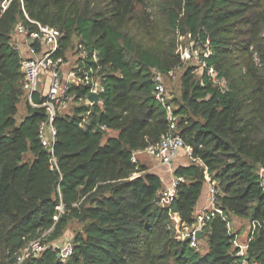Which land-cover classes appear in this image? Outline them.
Masks as SVG:
<instances>
[{
    "label": "trees",
    "instance_id": "1",
    "mask_svg": "<svg viewBox=\"0 0 264 264\" xmlns=\"http://www.w3.org/2000/svg\"><path fill=\"white\" fill-rule=\"evenodd\" d=\"M2 1L1 264L14 263L30 240L50 229L49 242L61 237L73 219L83 227L69 258L50 247L23 264H241L219 214L199 240L207 242L204 252L178 238L170 211L182 224L197 221L206 168L224 214L258 223L247 259L264 264V189L257 173L264 165V0H12L5 10ZM29 18L63 31V58L73 36L80 37L89 69L106 87L102 106L76 103L57 116V166L40 140L45 109L25 97L22 56L12 38L18 23L38 28ZM183 34H191L215 77L206 67L197 78L194 65L181 74L174 119L201 162L175 169L183 180L167 209L156 203L164 178L132 157L170 127L155 96V75L185 64ZM71 90L77 99L88 94L84 86ZM23 99L27 113L18 122ZM33 100L44 98L34 93Z\"/></svg>",
    "mask_w": 264,
    "mask_h": 264
},
{
    "label": "built area",
    "instance_id": "2",
    "mask_svg": "<svg viewBox=\"0 0 264 264\" xmlns=\"http://www.w3.org/2000/svg\"><path fill=\"white\" fill-rule=\"evenodd\" d=\"M12 0H3V10L7 9ZM30 19V18H29ZM31 20V19H30ZM37 24L36 30H29L23 23H18L12 33V38L15 46L18 48L21 56V69L24 74L23 89L27 101L33 106L44 108L47 119L41 123L39 135L44 148L48 149L52 156L51 162L53 166H57V159L54 155V145L57 140L58 128L55 125L57 116L62 113L68 112L72 104H85L93 106L95 104L103 105L102 94L106 87L103 78L100 76L95 77L92 70L89 69L88 63L90 61L89 50L81 42L79 45L80 57L75 61L71 69L64 68L65 57L58 56L61 49L63 39V31L58 27L51 25H43L38 21L31 20ZM23 37L26 44L27 51L22 53L19 45L15 42V38ZM185 37L191 39V34L180 35L179 52L183 62L189 61L192 58H199V53L190 45L183 46L181 40ZM22 48V47H21ZM205 68L208 67L203 62ZM182 66H177L167 72H157L155 75L156 80V99L166 109L167 117L170 120V127L168 131L162 135L161 139L156 143H150L145 149L137 151L133 154V162H137V153L146 152L155 158L158 163L164 167H168L172 171L174 160L178 157L181 151L189 157L190 160L201 162L199 158L193 156V149L187 145L184 138L177 132V121L174 119V106L170 103L168 80L177 79L178 69ZM208 74L215 77V70L212 66L208 67ZM88 87V94L85 97L76 98L72 93L73 87ZM34 93H38L44 98L41 103H35L33 100ZM96 93L99 96L98 101H91L89 95ZM103 129H106L104 126ZM260 184L264 189V165L257 168ZM205 179L208 185L209 205L208 210L197 216V221L192 225L182 224L178 213L170 211V216L175 223L178 238H189L190 244L199 249V238L197 232L204 228L208 222L216 215H221L227 222V229L233 236L232 245L234 246L236 256L239 258L241 264H251L248 259V247L251 241L252 234L258 223L253 222L251 225L250 233L247 239L242 242L239 239L238 233L233 230L231 218L224 214L223 209L217 204L218 202V188L216 180L205 169ZM183 180L182 177H175L169 184L159 192L156 203L163 208L170 209L172 200L177 195V187L179 182ZM62 210V207H60ZM58 219V216L55 217ZM52 229L45 232L42 236L32 239L20 251L17 258L12 264H23L28 258L39 256L47 248L53 247L58 250V255L62 259L69 258L74 252V239L69 238L62 244L49 242L47 235ZM252 264H257L256 262Z\"/></svg>",
    "mask_w": 264,
    "mask_h": 264
},
{
    "label": "rangeland",
    "instance_id": "3",
    "mask_svg": "<svg viewBox=\"0 0 264 264\" xmlns=\"http://www.w3.org/2000/svg\"><path fill=\"white\" fill-rule=\"evenodd\" d=\"M20 38H15V42L19 45L20 49L23 48V37L19 36ZM81 43V38L74 35L73 38H72V41H71V44L66 52V57L64 60V68L66 70H69L72 68V66L74 65L75 61L79 59L80 57V45ZM181 44L183 46H187V45H190V40H189V37H185L181 40ZM21 45H22V48H21ZM23 50V49H22ZM185 64L180 68L178 69V73H177V79H169L168 80V90L170 92V103L175 107V104L173 101H175L176 98H180V95H181V81H180V77H181V74L183 73V71L185 70L186 67L190 66V65H194L196 66V76L197 78H201L202 74L204 73V70H205V66L203 64V62L199 59V58H192L191 60L189 61H185L184 62ZM75 104H72L71 105V109L72 107H74ZM71 109H70V112H71ZM27 113V108H26V100L23 99L21 100L20 104H19V112H18V115H17V121L20 122L26 115ZM109 134L111 135L112 133L109 132ZM184 153V152H183ZM139 158L141 160H146L148 162H150V168L152 171H155L157 173H159V175H161L163 178H164V181L166 182L168 178L171 177V173L175 172L174 170L177 168L178 165L182 164L180 162V159H186L184 160V163L185 164H189L192 160L189 159V157H187L186 154L182 155L180 158L178 157L176 159V162H175V165L172 166V171L170 172H165L166 171V167L162 166L159 164V168L156 169L155 167H153L151 164H153L154 162V158L146 153V152H143L141 153L140 155H138ZM186 161V162H185ZM162 168H164V171L161 170ZM168 170V168H167ZM167 174H165V173ZM169 173V175H168ZM231 221H232V224H233V230L238 233L239 235V239L244 242L249 233H250V229H251V222L250 220H248L247 218H240V217H236V216H232L231 217ZM83 227V222H80L79 220H76V219H73L69 222L68 226L66 227L65 229V232L64 234L59 237V238H56V239H53L51 242H54V243H58V244H62L65 240L69 239V238H74V236L76 235V233L81 230ZM48 239V238H47ZM207 249V242L204 240L202 242L199 243V250H201L202 252H204L205 250ZM0 264H1V259H0Z\"/></svg>",
    "mask_w": 264,
    "mask_h": 264
},
{
    "label": "crops",
    "instance_id": "4",
    "mask_svg": "<svg viewBox=\"0 0 264 264\" xmlns=\"http://www.w3.org/2000/svg\"><path fill=\"white\" fill-rule=\"evenodd\" d=\"M23 50H22V53H26V51H27V47H26V44L24 43V40H23ZM21 47H22V45H21ZM112 134L111 135H116L117 134V132L116 131H110ZM184 151H181L179 154H178V157L180 158L182 155H184L185 153H183ZM141 153H143V152H138L137 153V155H136V157H137V162H141V163H143V164H146L148 167H149V169L151 170V166H150V162H148V161H146V160H141L140 158H139V156L138 155H140ZM177 157V158H178ZM176 158V159H177ZM176 159L174 160V162H173V165H175V162H176ZM184 160H186V159H180V162L182 163V164H180V165H178V166H185V165H188V164H185L184 163ZM186 162V161H185ZM153 167H155L156 169H158L160 166H159V163H158V161L154 158V162H153V164H151ZM172 165V166H173ZM177 166V167H178ZM167 168L168 167H166L165 169H166V171L165 172H170V170H169V168H168V170H167ZM161 170H163L164 171V168H162ZM152 171V170H151ZM175 171V170H174ZM155 172V171H154ZM164 172V173H165ZM157 173V172H156ZM159 174V173H158ZM165 174H167V173H165ZM168 175H169V173H168ZM171 175V177L170 178H168L167 179V181L165 182L166 184H169L171 181H172V179L173 178H175V177H177V176H175V172H173V173H171L170 174ZM208 198H209V193H208V185L205 187V189L203 190V193H202V195H201V197H200V199H199V201H198V203H197V206H196V213H197V216L199 215V214H202V213H204V212H206L207 210H208V205H209V200H208Z\"/></svg>",
    "mask_w": 264,
    "mask_h": 264
},
{
    "label": "water",
    "instance_id": "5",
    "mask_svg": "<svg viewBox=\"0 0 264 264\" xmlns=\"http://www.w3.org/2000/svg\"><path fill=\"white\" fill-rule=\"evenodd\" d=\"M89 99H90L91 101H98L99 96H98V94H96V93H92V94L89 95ZM202 236H203V232H202L201 230H199V231L197 232V237H198L199 239H202Z\"/></svg>",
    "mask_w": 264,
    "mask_h": 264
}]
</instances>
